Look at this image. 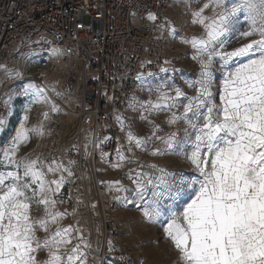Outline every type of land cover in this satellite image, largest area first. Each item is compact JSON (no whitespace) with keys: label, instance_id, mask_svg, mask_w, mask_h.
<instances>
[{"label":"snow or ice","instance_id":"6c2138e0","mask_svg":"<svg viewBox=\"0 0 264 264\" xmlns=\"http://www.w3.org/2000/svg\"><path fill=\"white\" fill-rule=\"evenodd\" d=\"M210 8L212 14L205 15ZM238 14H244L249 23L242 37L258 38L226 51L227 36ZM192 15L193 23L203 26L204 36L184 42L196 50L193 59L205 56L207 62H201L199 94L184 106L182 117L173 115L169 120L173 124L184 119L192 132L185 130L183 140L175 133L158 138L166 150L184 153L198 178L177 181L176 173L149 165L160 174L130 176L136 186L134 199H124L143 202L144 217L161 224L180 254V264H264V0H235L231 5L225 0H207ZM149 18L155 19L151 14ZM215 57L225 69L219 104L210 90ZM20 95L28 97L30 104L49 102L46 88L33 82L26 83ZM175 95L185 94L177 88ZM169 99L162 93L158 103H148L155 109L170 108L174 104H168ZM50 110L55 113L59 109L52 104ZM43 116L47 120L49 113ZM28 119L26 114L8 146L0 149V264H87V253L80 244L90 245L83 236L72 244L71 225L52 229L67 215L54 210L56 193L65 178L45 177L61 169L69 176L72 172L55 160L45 171L38 157L16 158L31 135L44 134L42 123L26 128ZM5 126L6 120L0 118V130ZM128 139L138 148L144 146L131 131ZM189 145L191 152L187 153ZM117 154L124 159L119 151ZM153 154L164 152L156 149ZM185 189L190 190L189 199L176 210L174 203ZM34 208L43 215H34ZM38 232L44 235L38 236ZM41 253L46 258H39Z\"/></svg>","mask_w":264,"mask_h":264},{"label":"built area","instance_id":"2783aa9c","mask_svg":"<svg viewBox=\"0 0 264 264\" xmlns=\"http://www.w3.org/2000/svg\"><path fill=\"white\" fill-rule=\"evenodd\" d=\"M171 2L0 0V118L6 120L0 137L10 115L8 91L33 82L46 88L49 101L38 153L45 171L50 159L75 171L83 162L93 171L116 163L119 112L140 80L164 72L166 52L179 40L170 36ZM21 64L24 71L14 76ZM56 173L70 182L62 169Z\"/></svg>","mask_w":264,"mask_h":264},{"label":"rangeland","instance_id":"374dc122","mask_svg":"<svg viewBox=\"0 0 264 264\" xmlns=\"http://www.w3.org/2000/svg\"><path fill=\"white\" fill-rule=\"evenodd\" d=\"M207 0H172L167 16L172 23L170 36L178 37L173 50L166 52V66L163 73L156 76L146 77L138 83L133 98L129 105L119 112V143L118 151L123 155L121 160L118 156L119 167H113L102 162L93 171L85 162L75 170H70V182L63 183L59 192L56 193V208L54 210L66 212L62 220L55 227H66L71 225L74 229L72 244L79 242L83 236L89 247L80 244L81 249L87 253V264H180L179 252L173 242L169 239L164 228L159 222H151L143 215V202L128 203L134 199L135 184L129 177H134L139 172L159 175L156 168L149 165H156L158 168L167 169L176 173V180L198 178L194 166L186 158L184 153L172 152L165 149V145L158 137H167L171 133L176 134L178 140L185 139V130L192 132L190 125L184 119H178L170 124L169 120L173 115L182 117L184 106L190 99L199 94L201 62H207V57L201 56L193 59L196 50L190 43L193 37H203L204 29L200 24L193 23V12L200 9ZM229 5L235 0H225ZM212 9H206L205 15H211ZM93 29L98 30L97 21L93 22ZM249 30V23L244 14H238L234 20L233 30L227 36L225 50L231 51L247 43L250 39L258 37H242V33ZM242 62V61H240ZM235 67V62L232 65ZM24 65L16 67L14 76L22 74ZM224 71L221 61L215 57L212 62V83L210 90L216 104L220 103V94ZM47 73V72H46ZM48 72L44 76L45 86L54 89L51 81L48 83ZM48 83V84H47ZM179 88L185 95L177 98L175 89ZM23 89V88H22ZM22 89L12 88L7 93V101L10 103V115L3 135L0 137V149L8 146L16 130L24 121L27 114L29 119L25 122L26 128L38 127L41 123L44 126V112H47V103L30 104L29 98L20 95ZM167 94L168 104L172 107L160 109L151 108L149 101L156 104L161 94ZM206 111V109H201ZM188 113V116H191ZM131 131L137 138L144 141V146L138 148L130 143L128 132ZM42 136L31 135L26 144L20 146L17 159H36L41 146ZM156 149L164 152L163 155L153 154ZM191 152V146L186 149ZM53 159H50L52 162ZM50 180L59 179V174H50ZM46 178V177H45ZM47 179V178H46ZM48 180V179H47ZM119 181L118 185L109 182ZM55 186L53 185V188ZM120 187L126 191H117ZM190 190L185 189L180 199L174 203V208L179 210L190 196ZM165 203H168L165 201ZM34 215H43L33 209ZM79 229V231H75ZM43 236V232H38ZM111 242V244H110ZM70 247V246H69ZM41 259L46 258L41 253Z\"/></svg>","mask_w":264,"mask_h":264}]
</instances>
